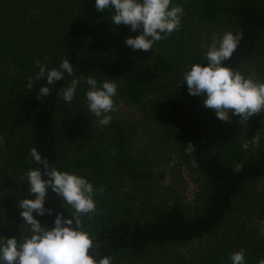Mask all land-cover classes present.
<instances>
[{"label": "trees", "instance_id": "1", "mask_svg": "<svg viewBox=\"0 0 264 264\" xmlns=\"http://www.w3.org/2000/svg\"><path fill=\"white\" fill-rule=\"evenodd\" d=\"M198 14L208 23L226 17L233 26L232 32L242 34L231 59L224 62L227 66L238 69L256 52L264 57V0H202ZM112 15L110 9L97 12L95 0H82L77 19L64 31L59 48L49 57L38 53L28 55L10 39L0 42V79L6 80L0 87V116L3 119L0 130L13 148L16 164L27 170L40 167L29 155L31 148L36 147L42 158L46 157L50 165L62 171L91 170L97 176L93 179L94 185L107 191L103 179L98 177L106 173L109 164V156L103 147L91 145L76 157L62 152V134L57 119L61 97L57 93L72 77L65 74L62 80L49 85L51 94L43 97V102L37 97L39 88L47 83L45 79H33L31 89L26 86L28 78L39 71L37 60L52 68L68 58L76 76L91 75L98 81H118L128 101L139 103L150 117L171 125L178 133L184 151L189 142L193 144L195 148L191 155L185 152L206 177V205L201 212L190 214L181 204L174 203L141 218L133 215L129 205L117 209L109 200L100 203L95 225L89 231L94 240L90 254L113 259L124 252L139 255L152 247L189 244L219 229L236 209L245 189L264 178V136L257 153L248 154L240 145L233 144L225 158L219 150L217 135L201 115L202 98L188 94L182 77L184 71L161 52L144 60L108 42L104 33ZM197 62L206 61L200 57ZM177 71L180 74L173 82L169 81L168 78ZM23 127L28 134L22 131ZM237 165L239 171L235 170ZM47 199L45 208H51L53 212L37 217L42 225L52 227L57 213H63L65 218L71 215V207L51 190ZM255 209L258 216L264 218V204L258 203ZM16 224L14 217H0V235L9 237ZM241 250L246 264H259L264 252V238L257 231L250 236L229 237L197 263L178 253L168 264H231L230 254Z\"/></svg>", "mask_w": 264, "mask_h": 264}, {"label": "rangeland", "instance_id": "2", "mask_svg": "<svg viewBox=\"0 0 264 264\" xmlns=\"http://www.w3.org/2000/svg\"><path fill=\"white\" fill-rule=\"evenodd\" d=\"M201 1L172 0L184 9L181 27L148 51H134L125 44L127 38L139 35L142 30L133 32L129 25H113L111 18L106 22L105 39L144 60H150L155 53L161 52L177 64L180 71H184L203 57L214 35L220 36L233 30L226 17L211 23L202 20L198 14ZM81 3L82 0H0V42L10 39L28 55L38 53L49 57L59 48L64 31L77 19ZM238 70L264 80L263 55L254 53ZM178 71L168 80L173 82L180 74ZM114 82L117 84L114 98L117 110L111 113L113 119L110 124L99 125L97 118L87 112L84 99L86 85L83 84L70 105H65L61 98L57 111L64 155L76 157L91 145H96L103 147L109 156L106 173L98 176L108 189L97 193L96 205L107 200L117 209L129 205L133 215L141 218L174 203L181 204L190 214L201 212L208 200L206 177L198 166H193L194 159L182 149L178 133L171 125L146 114L139 103L128 101L122 85ZM5 83L4 77L0 79V87ZM201 115L217 135L219 150L225 158L233 144L241 146L248 143V154L260 150L264 136V112L254 114L243 122L238 116L231 117L229 122L221 121L214 110L204 106ZM0 120H3L2 116ZM22 131L28 134L24 127ZM256 138L258 142H254ZM27 171L26 167L14 162L13 148L0 130V217L16 218L17 224L10 236H16L18 241L29 234V226L23 224L20 216L22 209L18 207L19 199L31 198ZM70 172L86 176L95 184L93 179L97 176L91 170ZM258 203L264 204V178L245 189L236 203V209L215 232L189 244L152 247L139 255L124 252L114 257L112 264H168L178 253L197 263L229 237L250 236L257 231L264 238V218L258 216L255 209ZM96 214L83 218L87 231L94 227Z\"/></svg>", "mask_w": 264, "mask_h": 264}, {"label": "clouds", "instance_id": "3", "mask_svg": "<svg viewBox=\"0 0 264 264\" xmlns=\"http://www.w3.org/2000/svg\"><path fill=\"white\" fill-rule=\"evenodd\" d=\"M95 8L97 12L110 9L113 25H129L133 32L142 30L139 35L125 40V44L134 51L153 49L157 42L179 30L184 15L183 7L172 0H95ZM241 39V33L231 31L214 35L203 53L206 62H194L182 74L188 94L201 97L203 106L214 110L217 119L224 122L236 116L243 122L254 114L264 112V80L224 63L231 59ZM36 65L39 71L28 78L26 86L31 89L33 79L46 80L47 83L39 88L37 98L41 102L43 97L51 94L49 85H54L67 74L72 79L57 93L65 105L73 102L81 84L86 85L84 99L87 112L97 118L99 125L110 124L113 119L111 113L117 110L114 99L117 84L114 81H98L91 75L76 76L68 58H64L58 67L48 68L40 60L36 61ZM11 71L15 69L11 68ZM254 142H258V138ZM241 147L246 151L249 144L243 143ZM194 148L189 142L185 151L191 155ZM29 155L40 165L28 169L26 173L28 192L32 198L18 200V207L22 209L20 216L23 224L29 226V234L19 241L16 236L0 235V264H112L110 256L97 258L90 254L94 240L85 229L83 220L85 216L90 218L96 214L95 196L104 191L103 187H95L86 176L50 165L36 147L31 148ZM192 163L197 166L194 160ZM239 168L237 165L235 170L239 171ZM49 190L73 210L67 218L63 213H57L52 227L42 225L37 219L53 212V209L45 208ZM230 260L231 264H246L242 250L231 253ZM259 264H264V259H260Z\"/></svg>", "mask_w": 264, "mask_h": 264}]
</instances>
